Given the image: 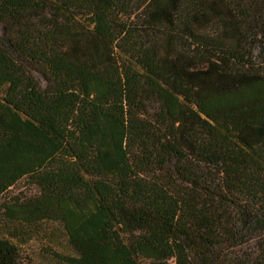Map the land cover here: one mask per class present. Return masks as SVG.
<instances>
[{
  "label": "trees",
  "instance_id": "1",
  "mask_svg": "<svg viewBox=\"0 0 264 264\" xmlns=\"http://www.w3.org/2000/svg\"><path fill=\"white\" fill-rule=\"evenodd\" d=\"M0 26V264L35 239L55 264H264V0H0ZM63 154L82 202L44 187Z\"/></svg>",
  "mask_w": 264,
  "mask_h": 264
},
{
  "label": "rangeland",
  "instance_id": "2",
  "mask_svg": "<svg viewBox=\"0 0 264 264\" xmlns=\"http://www.w3.org/2000/svg\"><path fill=\"white\" fill-rule=\"evenodd\" d=\"M0 34H2V27L0 26ZM89 110L85 104L81 106L79 109L75 121L72 125L73 132L83 125L86 119L89 118ZM58 163L55 167L48 173L50 180L46 182L44 186L47 190L56 191L61 194H65L70 196L79 202L84 201V199L90 196L91 191L85 185H80L75 183L70 178V173L74 171V165L72 163L71 158L67 154H63L59 157ZM37 187L31 184H28V181L23 180L18 187L11 190V193H16L21 190L25 192L36 191ZM57 236H59V240H61L62 232L57 231ZM51 241V240H50ZM54 244L50 242H45L42 239H35L26 244L22 250V264H55L54 262L47 261L43 258V254L45 251L49 249H53L57 246V241H53ZM147 264H174L173 260L163 262V263H156L152 261H147Z\"/></svg>",
  "mask_w": 264,
  "mask_h": 264
}]
</instances>
